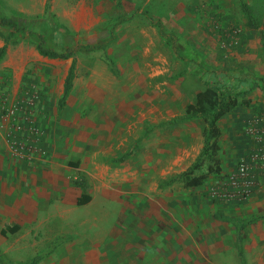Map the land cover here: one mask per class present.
Instances as JSON below:
<instances>
[{"label":"crops","instance_id":"1","mask_svg":"<svg viewBox=\"0 0 264 264\" xmlns=\"http://www.w3.org/2000/svg\"><path fill=\"white\" fill-rule=\"evenodd\" d=\"M114 1L0 0L2 16L12 14L30 21L47 13L54 15L62 28L49 27L50 38L70 52L67 58L43 56L26 32L0 26V46L5 38H14L6 44L0 58V92L4 93L6 104L25 99L26 94L39 96L35 108L42 128L39 145L44 150L34 164L13 161L6 152L7 124L0 115V254L28 255L21 261H10L13 264L26 262L34 255H39L38 261L43 264H61L62 257L58 259L60 253L51 247V242L67 236L77 245L92 247L82 254L85 264H262L264 185L247 200L227 202L206 197L204 186L166 183L169 178L163 186H142L127 161L133 145H127L126 137L116 141L110 115L98 113L103 107L109 110L110 105L92 102L85 108L83 102L74 101L73 96L84 98L115 87L108 76L114 74L107 60L101 61L96 53L97 42L105 37L103 30L108 29L100 26V15L113 10ZM69 15H79L80 22L72 24ZM125 26L127 39L135 38L137 33L141 37L147 31V22H140L139 28L127 23ZM26 30L40 34L42 43L50 40L43 27ZM60 31L66 32L67 38H74L75 44L63 42ZM73 46L81 50H71L69 47ZM84 46L92 50L85 51ZM70 68V87L60 102ZM82 111L88 114L83 116ZM252 111L239 104L219 120V155L225 160L238 159L247 149L245 139H236L230 144L233 148L235 144L236 149L225 152L222 138L232 139L234 133H242ZM100 118L107 120L108 136L101 145ZM93 121L97 122V137L90 145L84 125L93 126ZM130 148L129 156L114 161ZM222 158L221 166H225ZM79 177L82 183L76 184ZM115 186L131 189L125 192L131 201L129 210L122 211L113 200H101L105 194H112ZM81 194H86L88 200L77 204ZM136 194L141 207L134 204ZM13 225L17 229L8 231ZM12 236L13 247L7 252L2 240ZM101 244L106 245L104 249H99Z\"/></svg>","mask_w":264,"mask_h":264},{"label":"rangeland","instance_id":"2","mask_svg":"<svg viewBox=\"0 0 264 264\" xmlns=\"http://www.w3.org/2000/svg\"><path fill=\"white\" fill-rule=\"evenodd\" d=\"M114 2L113 10L109 9L106 14L100 15V26L108 29L107 32L103 30L105 37L97 42L96 53L101 61L110 59L113 62L115 74L109 73L108 76L115 82V87L98 95L73 98L77 103L83 102L85 108L92 102L109 104V110L103 107L104 110L98 113L110 115L116 141L126 137L129 142L127 145H134L133 153L127 161L132 170H136L138 181L142 186H163L168 178L185 170L200 150L203 122L196 117L182 118L185 105L204 86L200 79L203 72L225 71L237 90H246L240 99L247 100V106L254 112H264V53L260 41V33L264 32V0H244L255 20V27L246 22L238 0ZM3 16L16 19L19 25L27 29L45 28L47 39L50 40L42 43V46L65 51L66 48L59 47L50 38L49 27L62 28L51 13L30 21L12 14ZM68 17L72 24L80 22L79 15ZM140 22H147L145 35L142 32L140 37L137 33L135 38L127 39L125 24L139 28ZM117 25L120 28L118 34L115 31ZM58 34L63 42L75 44L74 38H67L66 32L60 31ZM76 47L69 48L81 50ZM122 86L125 88H120ZM81 113L83 116L88 114L85 111ZM174 118H181V121L172 123ZM98 123L101 125L98 135L101 145L104 139H108L107 120L100 118ZM92 125H84L90 145L97 137L94 131L98 127L97 122L93 121ZM238 134L234 133L232 139L225 136L222 138L226 143L222 148L225 152L231 148L236 149L235 144L234 148L230 144L238 140ZM40 151H44L42 146ZM219 154L220 151L218 156L222 158ZM235 160L237 158L224 159L226 165L222 167L227 170ZM173 183L183 185L182 180ZM112 188H115V191H111L113 196L105 194V199L101 200H113L122 211L129 210L131 201L127 200L125 192L129 193L131 189L128 186ZM135 197V206L137 204L141 207L140 197L138 194ZM58 239L52 240L51 247L58 249L60 255L57 257H62L61 264H85L82 254L92 247L77 245L73 238L67 236ZM2 241L8 247L7 252L12 250L14 236ZM260 244L264 247V234ZM105 246L101 244L99 249ZM3 257L0 264L5 260L21 261V257L26 258L28 255H14L10 252L4 253ZM36 264H43V261Z\"/></svg>","mask_w":264,"mask_h":264},{"label":"trees","instance_id":"3","mask_svg":"<svg viewBox=\"0 0 264 264\" xmlns=\"http://www.w3.org/2000/svg\"><path fill=\"white\" fill-rule=\"evenodd\" d=\"M240 9L245 15L246 22L249 25L255 27V20L244 0H238ZM0 26H6L12 31L27 33L26 36L31 42L35 44L36 50L43 56L53 58H67L70 55L68 49L63 52H56L50 48L42 46V38L40 34H36L33 31H25V28L18 24V21L12 17H6L0 15ZM260 41L264 53V32L260 33ZM9 41L5 38L4 43L0 46V58L5 52L6 44ZM85 51L92 50V48L85 46ZM107 66L109 70L115 74L114 66L112 62L107 59ZM69 69L65 81L64 90L61 95L60 102L64 100L70 87L72 72ZM201 81L204 84L203 88L198 90L193 97V100L187 103L184 107V116L182 119L199 118L203 122L201 131L202 143L200 150L195 160L182 172L170 177L166 183H170L176 180H182L184 186H202L209 176L216 177L223 171L218 156L219 144L218 139L220 136L219 120L226 114L230 113L237 105L247 106L248 101L240 99V96L246 90H237L236 85L230 82V79L226 75L225 71L215 72L206 71L201 76ZM181 118H174L172 123H179ZM134 148V145H133ZM132 153V148L123 153L120 157L114 161H121L123 158L129 156ZM203 166V168H202ZM76 184L82 183V178L75 180ZM88 200L86 194H81L77 200V204L84 203ZM6 229V228H5ZM17 229V226L13 225L8 231L13 232ZM237 243L240 246L239 229H237ZM239 259H242V253L240 247L237 249ZM3 256L0 254V263L3 260ZM39 255H34L28 261L21 264H35ZM3 264H13L9 260H5Z\"/></svg>","mask_w":264,"mask_h":264},{"label":"built area","instance_id":"4","mask_svg":"<svg viewBox=\"0 0 264 264\" xmlns=\"http://www.w3.org/2000/svg\"><path fill=\"white\" fill-rule=\"evenodd\" d=\"M0 92V115L6 122L5 142L7 155L15 162L34 164L42 152L39 145L42 128L35 108L37 94H26L11 104H6ZM238 140L248 142L244 154L220 175L209 176L202 186L204 195L211 200L244 201L264 185V112L249 114Z\"/></svg>","mask_w":264,"mask_h":264}]
</instances>
